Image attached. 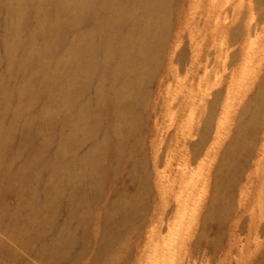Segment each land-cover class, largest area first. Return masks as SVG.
<instances>
[{
  "label": "rangeland",
  "instance_id": "obj_1",
  "mask_svg": "<svg viewBox=\"0 0 264 264\" xmlns=\"http://www.w3.org/2000/svg\"><path fill=\"white\" fill-rule=\"evenodd\" d=\"M29 1L14 63L0 0V264H264V0H166L143 33Z\"/></svg>",
  "mask_w": 264,
  "mask_h": 264
},
{
  "label": "bare ground",
  "instance_id": "obj_2",
  "mask_svg": "<svg viewBox=\"0 0 264 264\" xmlns=\"http://www.w3.org/2000/svg\"><path fill=\"white\" fill-rule=\"evenodd\" d=\"M36 1L37 2H32V3L33 4H39L40 6H42V4L39 0H36ZM92 1L93 0H65V2H66V14L64 15L63 19H66V17L68 16V18L72 17L75 19L72 21H78V19H80V15L84 13L83 10L88 8ZM103 1L104 2H102V3H104L106 5L107 9H109L110 11L117 12V13L125 11V12H128V15L131 13L139 14V11L141 10L143 18L141 21H138L136 23L137 27H135V30H138L140 33H143V32H147L149 29L156 28V25H157L156 21L154 19H152L153 22L148 21L146 19V17L152 16L154 14H158L161 11V9L164 10V7H162V6L164 5L166 0H125L123 3V6H122V11L116 9L115 5H117V3L119 2L118 0H103ZM129 1H131V2H129ZM127 2L130 5V7L135 9V11L132 8H130V12H129V9L126 6ZM27 3H30V1L29 0H16V4L14 3V7H13V14H12V18H11L12 22L10 25V27H12V29H7L6 33L4 34V39L6 42L5 45H7L9 47V49L11 48L10 51L12 52L14 63H16L18 61V57L16 56L15 50L17 49L16 42L18 44L19 41L15 38H12V36L14 34V31L17 29L16 28V25H17L16 21L20 20V22H21L25 18V16H24L25 7L24 6ZM157 3H159V4H157ZM131 10L133 12H131ZM121 16H123V18H124V16H127V13H121L119 17H121ZM118 18H116L115 20H117ZM59 19H60V16L58 17V22H61V21H59ZM127 19L129 20L130 18H127ZM14 39L16 40V42L14 41ZM129 40L132 41V39L130 37H129ZM13 41H14V43H13ZM31 43H32V41H31ZM88 45H91V47H93V41L90 42ZM30 48H31V46H30ZM7 99H9V97H7ZM3 138L6 139L8 137L3 136ZM44 153L45 152L43 151L42 155Z\"/></svg>",
  "mask_w": 264,
  "mask_h": 264
}]
</instances>
